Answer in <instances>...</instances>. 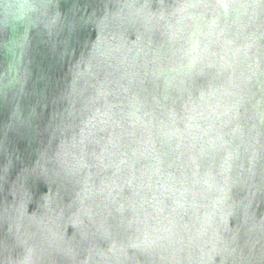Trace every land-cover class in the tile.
<instances>
[{
  "label": "water",
  "instance_id": "1",
  "mask_svg": "<svg viewBox=\"0 0 264 264\" xmlns=\"http://www.w3.org/2000/svg\"><path fill=\"white\" fill-rule=\"evenodd\" d=\"M0 264H264V0H0Z\"/></svg>",
  "mask_w": 264,
  "mask_h": 264
}]
</instances>
